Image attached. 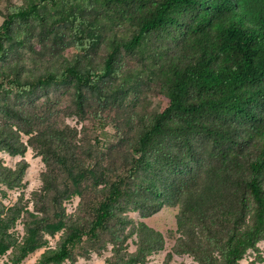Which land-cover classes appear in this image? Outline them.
<instances>
[{"label": "trees", "instance_id": "obj_1", "mask_svg": "<svg viewBox=\"0 0 264 264\" xmlns=\"http://www.w3.org/2000/svg\"><path fill=\"white\" fill-rule=\"evenodd\" d=\"M65 29L84 56L111 33L106 57L99 63L92 57L68 60L58 47L46 50V33L62 40ZM122 30L126 33L119 35ZM37 36L44 52L36 55L46 59L43 72L17 63L0 66V91L29 98L43 91L50 101L51 90L65 85L84 112L88 93L108 101L118 85L138 89L145 74L167 99L131 142L125 175L99 192L92 220L71 227L37 264L75 262V249L100 244L106 236L113 245L106 264H147L150 255L164 250L165 237L139 223L136 250L129 252L128 236L117 229L126 224L120 217L126 201L151 213L179 207V236L168 260L189 255L198 264H241L258 251L264 241V0H24L3 16L0 59L7 60L16 44L32 47ZM123 54L138 59L144 74L133 72L134 59L123 65ZM146 58L147 65L140 63ZM112 80L119 84L111 93ZM0 106L19 126L35 123L22 109ZM39 123L46 127L39 134L48 157L73 177L69 155L54 147L64 145L62 133L50 131L47 120ZM13 128L0 129V146L23 153L14 144ZM27 167L0 170V182L16 186ZM45 191L54 208L68 195L49 180ZM35 247L28 243L13 264Z\"/></svg>", "mask_w": 264, "mask_h": 264}, {"label": "rangeland", "instance_id": "obj_2", "mask_svg": "<svg viewBox=\"0 0 264 264\" xmlns=\"http://www.w3.org/2000/svg\"><path fill=\"white\" fill-rule=\"evenodd\" d=\"M23 4L24 0H0V25L7 9L9 11ZM24 29L25 26L17 32ZM125 33V30L119 31V35ZM62 35V40H56L54 34L48 31L43 37L48 46L46 50L50 46L58 47L59 55L64 59L92 57L96 63L102 62L107 55L109 32L98 39L88 56L78 51L69 30L65 29ZM9 44L10 41L6 43L7 46ZM29 46L14 45L7 54V60L0 59V66L17 63L26 69L34 68L37 74H41L40 63H45L46 59L36 55L44 52L39 37L34 39L32 47ZM122 57L123 65L128 59H134L131 65L134 73L143 72L138 59L130 54H123ZM140 63L147 65V58L141 59ZM141 80L143 84L138 89L119 88L118 80L108 81L111 93V87L118 85L113 96L109 95L108 101H102L95 94L88 93L84 112L76 108L69 86L52 89L50 101L46 100L43 91L32 98L22 97L11 90L0 91L2 107L9 104L22 109L35 122L31 126H19L0 106V129L10 131L13 126L14 144L17 149L24 150L23 153L12 154L0 146V170L17 171L24 163L28 165L16 186L9 187L0 182V264H13L28 243L36 247L19 264H37L43 254L59 247L71 227L86 226L92 220L93 204L100 197L99 192L125 175L131 160V142L145 123L167 103L151 76L144 74ZM40 119L47 120L50 131L62 133L60 137L64 145L55 144L54 147L61 146L62 151L56 149L69 155L67 167L72 170L73 177L65 172L66 166L56 162L53 156L48 157L40 136L45 133L46 127L40 125ZM162 170L163 166H160L156 173ZM46 180L52 181L66 195L68 193L56 208L51 206L50 196L45 191ZM68 186L69 190H66ZM137 186L133 184L134 188ZM128 203L126 201L120 211V217L126 224L117 229L120 227L128 236L126 245L129 252L136 250V225L145 223L162 233L166 242L164 250L148 257L147 264H198L189 255L174 256L168 260V254L179 236L176 233L179 207L163 206L151 213ZM110 240L106 236L100 244H82L74 250L75 262L66 261L63 264H106L113 255ZM241 264H264V241L259 243L258 251H250Z\"/></svg>", "mask_w": 264, "mask_h": 264}]
</instances>
